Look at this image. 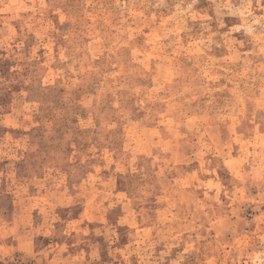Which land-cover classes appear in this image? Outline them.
Masks as SVG:
<instances>
[{"label":"rangeland","instance_id":"obj_1","mask_svg":"<svg viewBox=\"0 0 264 264\" xmlns=\"http://www.w3.org/2000/svg\"><path fill=\"white\" fill-rule=\"evenodd\" d=\"M0 264H264V0H0Z\"/></svg>","mask_w":264,"mask_h":264}]
</instances>
